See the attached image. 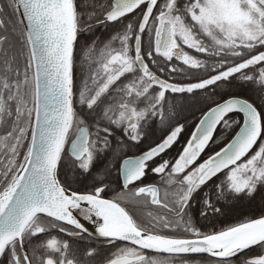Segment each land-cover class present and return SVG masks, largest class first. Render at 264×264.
Segmentation results:
<instances>
[{
	"label": "snow or ice",
	"instance_id": "1",
	"mask_svg": "<svg viewBox=\"0 0 264 264\" xmlns=\"http://www.w3.org/2000/svg\"><path fill=\"white\" fill-rule=\"evenodd\" d=\"M0 264H264V0H0Z\"/></svg>",
	"mask_w": 264,
	"mask_h": 264
},
{
	"label": "trees",
	"instance_id": "2",
	"mask_svg": "<svg viewBox=\"0 0 264 264\" xmlns=\"http://www.w3.org/2000/svg\"><path fill=\"white\" fill-rule=\"evenodd\" d=\"M84 2V0H77V3H83ZM103 32V30L101 29L100 31H98L97 33H96V35H101V33ZM88 35H90V34H87V33H85V34H83L81 37H80V42H81V44H83L84 43V40H85V37L86 36H88ZM178 63V62H177ZM79 74V73H78ZM197 110V109H196ZM195 110V111H196ZM195 111H193V112H195ZM201 115V113L199 112V110H197V112H195L194 113V115H192V116H185L186 117V131H185V135L184 136H181V138H180V143H184L185 142V136H187V135H189L190 134V132H191V130H192V128L194 127V125H195V123H196V121L199 119V116ZM191 120L192 119V121L191 122H189L188 120ZM224 145V142H222L221 144H219L218 146H216V149L215 150H217L219 147H221V146H223ZM175 147H177V148H180V144H178L177 146H175ZM262 203V201H261V199H260V197H259V195L256 197V199L254 200V201H242V200H240V204H242V205H239V207H237V209H239V208H242L241 210L239 209V210H236V209H230V211L228 212V213H233V212H235L236 214L237 213H239L240 214V212H243V211H245L244 213H241L242 215H240L239 217H237V218H234V219H231V220H229V222H226V223H236V222H239V221H241V220H245V219H247V218H249V217H257V216H259V212H251L250 211V209L252 210H260L261 208H257L256 206L257 205H260ZM250 207V208H249ZM233 210V211H232ZM146 211L147 210H145V212H144V214L146 215ZM246 211H248V212H246Z\"/></svg>",
	"mask_w": 264,
	"mask_h": 264
},
{
	"label": "flooded vegetation",
	"instance_id": "3",
	"mask_svg": "<svg viewBox=\"0 0 264 264\" xmlns=\"http://www.w3.org/2000/svg\"><path fill=\"white\" fill-rule=\"evenodd\" d=\"M78 76H79V74H78ZM195 112H197V110L195 111ZM195 112H190L189 113V116H192V115H194V113ZM200 117V116H199ZM189 122H191L192 121V119L190 120H188ZM198 121V120H197ZM196 121V122H197ZM191 131H193V128H192V130ZM178 145V144H177ZM176 145V146H177ZM177 149H179V148H177V147H174L172 150H171V152L169 153V156H171L172 154H174L176 151H177ZM219 149V148H218ZM217 149V150H218ZM138 154V153H137ZM165 158H168L167 156L165 157ZM158 179V178H157ZM162 191H163V189H162ZM244 200H246V199H244ZM232 202V203H231ZM240 203V201H230L229 202V204H230V209H237V207H235L237 204H235V203ZM233 211V210H232ZM240 216V214L239 213H235V212H233V213H228L227 214V216L226 217H223V218H221L222 220H224V222L226 223V222H229V220H231V219H234V218H237V217H239ZM45 222V221H44ZM203 223H206V222H203ZM217 227H220V224L218 223L217 224Z\"/></svg>",
	"mask_w": 264,
	"mask_h": 264
},
{
	"label": "rangeland",
	"instance_id": "4",
	"mask_svg": "<svg viewBox=\"0 0 264 264\" xmlns=\"http://www.w3.org/2000/svg\"><path fill=\"white\" fill-rule=\"evenodd\" d=\"M188 51H190L191 52V50H188ZM196 109H190V110H188V111H185L184 113H183V116L185 117V116H189V113L190 112H193V111H195ZM157 135H159V133H157ZM242 201H248L247 199L246 200H242ZM232 203V202H231ZM235 204H237L235 207H239V205H242V204H240V203H235ZM261 206H262V203L260 204V205H257L256 207L257 208H261ZM250 208V207H249ZM240 210L242 209V208H239ZM239 209H236V210H239ZM250 211L253 213V212H260V210H258L257 209V211L256 210H251L250 209ZM245 211H243V212H240V215H242L241 213H244ZM246 212H248V211H246ZM258 217V216H257ZM256 217V218H257ZM42 222H44V221H42Z\"/></svg>",
	"mask_w": 264,
	"mask_h": 264
},
{
	"label": "water",
	"instance_id": "5",
	"mask_svg": "<svg viewBox=\"0 0 264 264\" xmlns=\"http://www.w3.org/2000/svg\"><path fill=\"white\" fill-rule=\"evenodd\" d=\"M194 130H195V128H194ZM194 130H193V131H194ZM257 218H258V217H257ZM85 223H86V222H85Z\"/></svg>",
	"mask_w": 264,
	"mask_h": 264
},
{
	"label": "bare ground",
	"instance_id": "6",
	"mask_svg": "<svg viewBox=\"0 0 264 264\" xmlns=\"http://www.w3.org/2000/svg\"><path fill=\"white\" fill-rule=\"evenodd\" d=\"M257 211V210H256Z\"/></svg>",
	"mask_w": 264,
	"mask_h": 264
}]
</instances>
